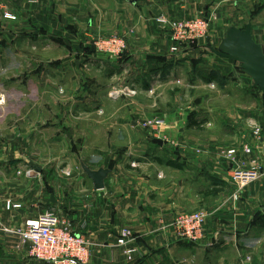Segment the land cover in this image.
I'll list each match as a JSON object with an SVG mask.
<instances>
[{"label":"crops","instance_id":"1","mask_svg":"<svg viewBox=\"0 0 264 264\" xmlns=\"http://www.w3.org/2000/svg\"><path fill=\"white\" fill-rule=\"evenodd\" d=\"M99 1L102 3L97 0L96 3L91 0H78L74 5L72 0H38L35 3L29 0H0V73L20 68L14 61H6L17 59L16 51L20 48L28 47L37 52L57 48L65 51L74 39L66 38V35H70L69 30L73 25L71 13L76 12L75 10L86 17L89 12L88 4L94 3L101 16L102 10L111 11V15L101 17L103 24L99 26V30L103 25L111 26L113 33L117 32L118 38L125 42V50L115 57L110 54V58L103 54L77 56L76 62L70 59L71 53L68 52L64 54L68 61L62 62L60 66L62 73H81L97 68L107 72L109 78L128 74L127 81L115 88L123 87L118 88L120 91L131 89L138 95L131 98L132 111L129 112L131 115L127 117L128 120L121 117L117 124L127 123V129L123 126L128 135L123 134V137L127 136L135 143L139 120L142 112H145L144 105H140V98L149 97L148 93L152 90L162 91L164 84L171 83L176 70L173 67H169V70L163 67L166 57L163 44L168 45L170 39H166L163 28L154 20L158 10H163V3L158 4L161 2H156L158 0ZM255 1L259 3L261 0ZM229 4L225 9L233 8L232 2ZM205 9L208 11L212 7L207 4ZM175 11L181 12L178 9ZM5 12H11L17 18L9 19L5 17ZM161 14L163 12L158 15ZM61 34L63 37H60ZM260 38L262 41H256L264 44V35ZM229 69L230 73L239 74L238 71ZM242 77L239 75L238 79L242 80ZM241 87L240 90H243V86ZM0 88L5 89L3 86ZM251 88L257 96L256 100L264 106V96L260 94L263 92L255 84ZM246 90L249 91L248 87ZM123 92L121 96L125 95ZM140 95L143 96L139 97ZM120 98L122 97L112 100L117 102ZM198 112H193L192 117H180L175 123L189 122V128H198L210 113ZM231 119L228 120L231 125L240 124L245 116H233ZM257 119L248 121L249 128L253 122L264 124V118ZM203 125L212 128L213 123L208 121ZM168 127V132L171 133V126ZM232 127L241 131L236 132L237 143L229 142L226 147L215 146L209 142L202 145L198 141L192 142L190 146L182 145L185 143V136L178 143L180 146L174 148L169 147L165 141L159 144L153 138L152 141L157 146L153 147L144 139L141 145L129 148L127 146L121 153H108L98 167L88 165L93 169H111L105 188L97 190L93 180L87 176L92 181L93 192H90V196H94L89 200L92 206L90 210L83 205L85 208L78 220L76 216L73 218L60 212L62 217L70 218L76 233L84 234L94 242L87 264H179L173 253L190 254L194 256L197 264H237L251 254L253 264H264V208L260 207L259 194H256L259 184L251 183L239 192V198H235L237 190L231 178L232 163L226 157L227 150L239 146L235 148L238 165L251 168L256 156L246 153L242 146L246 143L253 148L264 147V134L257 137L251 128L248 130L242 126ZM184 128L185 126L179 128L181 135L185 133ZM261 155L263 164L264 150ZM13 157L11 162L0 159V172L15 171L23 167V159L18 157V153H14ZM133 162L136 165L133 166ZM33 167L37 169V166H31ZM32 182L33 180L4 178L0 174V224L15 228L37 218L44 211L40 210L37 199L40 194H35ZM25 187H31L28 190L31 198L24 199ZM260 189L264 191L261 185ZM8 199L21 203L22 208L7 209ZM200 209L211 213L205 224L203 237L196 242H181L173 232L174 218L179 213ZM125 227L132 230L133 239L126 246H119L117 240L120 230ZM17 245L18 237L0 227V264H44L30 256L28 248L19 249ZM128 248H135L137 251L127 254L125 250Z\"/></svg>","mask_w":264,"mask_h":264},{"label":"rangeland","instance_id":"2","mask_svg":"<svg viewBox=\"0 0 264 264\" xmlns=\"http://www.w3.org/2000/svg\"><path fill=\"white\" fill-rule=\"evenodd\" d=\"M77 1L72 0L74 5ZM93 1L96 3V0H91ZM156 2L163 3V10H158L155 21L160 12L173 19L204 14L210 18V26L205 38L192 44H183L178 54L171 51L173 41L170 38L169 27L163 26V35L170 39L168 45L163 44V53L166 56L163 67L167 70L173 67L176 70L171 83L164 84L162 91L152 90L148 93L149 97L140 98V105H144L145 112H142L139 120L135 143L127 136L123 137V134L128 135L127 123L117 124L121 117L128 120L127 117L131 115L129 112L132 111L131 98L136 95L131 89L123 92L118 90L123 87L115 88L127 81L128 74L109 78L107 72L97 68L81 73L77 71L62 73L61 68L62 62L68 61L64 58V54L68 52L71 53L70 59L73 62H76L77 56L103 54L111 57L109 49L105 52L99 46L115 37L118 38L117 32L113 33L111 26L103 25L99 30V26L103 24L101 17L111 15V11L102 10L101 16L94 3L92 5L89 3L86 17L83 13L80 14L83 17H80L78 10L72 12V31L69 30L70 35H66V38L74 39L65 51L57 48L37 52L32 48L23 47L17 51L15 49L16 53L18 52L17 59H6L14 61L20 68L0 73V87H5L8 94L6 106L0 108V159H8L11 162L14 153H18V157L23 159L24 168H21L23 170L21 173L15 169L9 170L10 172L2 171L0 174L4 178L33 180L31 186L34 187L35 194L37 192L40 194L37 199L41 211L52 208L59 215L61 212L73 218L76 216L78 220L85 208L83 205L90 210L92 206L89 200L94 198L90 196V192H93L92 181L85 174L82 163L98 167L107 158L108 153H121L127 146L129 148L141 145L144 139L153 147H157L152 141L153 138L167 142L171 148L180 146L178 143L183 140L182 136H185L183 137L185 143L182 145L190 146L192 142L198 141L202 145L209 142L215 146L226 147L229 146V142L237 143L235 135L237 131H241L232 126L247 127L250 130L253 129L254 123L260 125L261 137L263 136L262 122L250 123V128L247 125L249 120L264 118V106L256 100L257 96L251 88L254 87L252 78L241 70L240 63L217 56L209 46L219 47L230 26L244 27L250 21L254 38L262 41L260 37L264 35V0L259 3L255 0ZM231 2L233 8L225 9ZM207 4L212 9L206 11ZM175 9L181 12H176ZM220 68L228 70L222 71ZM229 68L238 71L239 74L230 73ZM210 73L216 76L215 80L208 81L203 78L202 74L209 76ZM239 75L243 76L242 80L238 79ZM241 86L243 90H240ZM247 87L249 91L246 90ZM122 92L124 96H121ZM260 94L264 96V93ZM141 96L143 95L139 97ZM119 97H122L120 101H113ZM196 111L206 114L210 112L203 119L201 126L195 128L196 131L189 128V122L175 123L180 117H192ZM239 115L245 116L243 122L231 125L228 120ZM155 117L165 119L164 126L159 130L144 125L145 121ZM208 121L213 123L212 128L203 125ZM168 125L171 126V133L168 132L170 131ZM181 126H185L184 135L179 132ZM247 146L252 149L249 154L256 156L252 165L264 166L261 155L264 147L253 148L245 143L242 148ZM33 165L41 167V170L31 168ZM29 169H33L31 174H28ZM255 182L259 184L256 187V194H259L261 203L260 201L258 203L264 208V191L260 189V185L261 188L264 187V178ZM30 189L31 187H25L24 199L31 198L28 191ZM173 255L179 264L196 263V259L190 254Z\"/></svg>","mask_w":264,"mask_h":264},{"label":"built area","instance_id":"3","mask_svg":"<svg viewBox=\"0 0 264 264\" xmlns=\"http://www.w3.org/2000/svg\"><path fill=\"white\" fill-rule=\"evenodd\" d=\"M35 3L38 0H29ZM5 17L16 19L17 16L11 12H5ZM160 27L167 26L170 29V38L173 45L171 51L178 54L183 44H192L208 34L210 18L208 15L199 14L190 18L173 19L166 14H161L156 18ZM105 43V42H104ZM100 49L107 51L111 55L121 54L125 48V42L119 38H113L106 44H100ZM8 94L4 88H0V108L6 106ZM165 124V119L155 117L144 122V125L159 130ZM255 136H261V127L253 124ZM246 153H251L252 149L248 146L243 148ZM236 149L227 150L226 157L231 160V178L236 186L235 198H239V192L251 183L264 178V167L260 164H253L246 169L238 165L236 159ZM136 165V163H132ZM24 168V167H22ZM17 168V172H22ZM33 169L28 170L31 174ZM6 208L9 210L21 209L22 204L12 199L6 201ZM210 211L200 209L193 212L179 213L172 222L175 237L180 241L196 242L203 237L205 224L210 217ZM6 232L15 234L18 237L17 248H28L30 256L41 260L44 264H87L92 255L94 242L84 234L75 232L70 218L62 217L55 209H46L37 218L26 221L23 225L10 228L0 224ZM133 239V232L130 228H122L117 240V245L126 246ZM135 248L125 250L127 254L136 252ZM251 254L246 255L237 264H253Z\"/></svg>","mask_w":264,"mask_h":264},{"label":"water","instance_id":"4","mask_svg":"<svg viewBox=\"0 0 264 264\" xmlns=\"http://www.w3.org/2000/svg\"><path fill=\"white\" fill-rule=\"evenodd\" d=\"M210 50L219 56L226 57L240 63L241 69L249 75L258 89L264 93V44L258 43L252 32L251 21L243 28L236 25L230 26L219 47H209ZM155 142L162 144L161 139ZM82 168L87 176L93 180L97 190H102L106 186L111 169L99 167L93 169L85 163ZM38 170L41 167L37 166Z\"/></svg>","mask_w":264,"mask_h":264},{"label":"trees","instance_id":"5","mask_svg":"<svg viewBox=\"0 0 264 264\" xmlns=\"http://www.w3.org/2000/svg\"><path fill=\"white\" fill-rule=\"evenodd\" d=\"M256 40V39H255ZM210 47V46H209ZM203 75V78L205 79L206 78V80H215L216 79V76L214 75V74H212V73H210V75L209 76H207V74H202ZM205 76V77H204Z\"/></svg>","mask_w":264,"mask_h":264}]
</instances>
